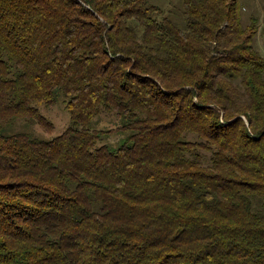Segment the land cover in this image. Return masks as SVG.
I'll list each match as a JSON object with an SVG mask.
<instances>
[{
	"label": "trees",
	"instance_id": "trees-1",
	"mask_svg": "<svg viewBox=\"0 0 264 264\" xmlns=\"http://www.w3.org/2000/svg\"><path fill=\"white\" fill-rule=\"evenodd\" d=\"M183 7L0 0V264H264L256 20ZM58 97L60 135L5 133Z\"/></svg>",
	"mask_w": 264,
	"mask_h": 264
},
{
	"label": "rangeland",
	"instance_id": "rangeland-1",
	"mask_svg": "<svg viewBox=\"0 0 264 264\" xmlns=\"http://www.w3.org/2000/svg\"><path fill=\"white\" fill-rule=\"evenodd\" d=\"M240 8L239 13L243 27L248 26L252 22V18L256 20V35L254 38V46L264 57V0H237ZM150 4L156 5L166 13L174 22L180 26L184 25L183 22V0H148ZM61 97L56 99V103L51 106H40L39 112L43 115L52 125V130H44L38 124H28L18 122L14 127H9L5 133L19 131L29 134L31 137L41 140L49 141L54 137L60 135L71 123L68 112ZM97 120H95L96 122ZM93 127L103 128L101 124ZM126 139L125 133L121 131L106 134L100 138V144L107 145L111 149L119 147Z\"/></svg>",
	"mask_w": 264,
	"mask_h": 264
}]
</instances>
